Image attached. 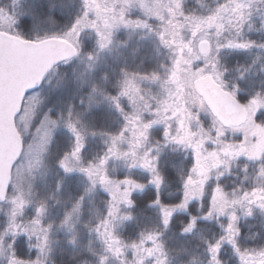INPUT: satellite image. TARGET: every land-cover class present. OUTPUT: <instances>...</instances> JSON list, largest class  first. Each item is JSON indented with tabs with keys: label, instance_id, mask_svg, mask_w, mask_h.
Returning <instances> with one entry per match:
<instances>
[{
	"label": "rangeland",
	"instance_id": "obj_1",
	"mask_svg": "<svg viewBox=\"0 0 264 264\" xmlns=\"http://www.w3.org/2000/svg\"><path fill=\"white\" fill-rule=\"evenodd\" d=\"M185 2L187 1L94 0L93 3V0H82V16L86 22V29L98 34L111 32L112 42L116 35L126 28L138 29V31L148 29L150 33L156 34L159 38H161L160 33H164L166 40L175 41V43L168 44L172 48L174 57L167 80L161 83L159 77L128 76L124 79L122 90L116 97L119 101L121 116L124 119L125 116H135L138 119L135 124H130L125 119V124L117 136L106 137V149L99 158V161L106 158L104 168L108 179L114 183L122 182L119 183L120 192L127 191V199L113 201V197L99 183L95 186L102 193L107 194L109 206L104 219L110 221L109 231L112 234L111 239L106 235L102 236L101 232L104 229L100 225V231L97 232L98 248H94V253L98 255V264H101L102 259L104 264H166L167 252L156 235L149 236V239H153L147 242L126 245L115 234V227L126 218L121 213L127 209L132 192L135 189L143 190L148 185L159 189L162 185L155 181V175H160L159 173H154L149 168L142 166L145 154H147L150 164L154 168L156 166L157 159L153 153L157 149L158 143L155 147H151L149 143L151 141L150 131L154 128H161L162 143L165 146L178 147L183 151H189L192 155L194 166L186 181L190 176L193 179L197 178L198 174L193 172V169L199 162L202 166L200 178L206 176L202 192L209 181L215 188H220L219 191L216 190L211 199L209 211L202 216L205 219L217 220L223 228V236L216 243V245L219 244V249L225 243L232 246L240 264H244L245 259L257 256L255 254L250 257L238 248V220L240 217L252 215L255 211L264 213V209L259 206L258 202L248 203L245 200L244 205L251 208V214H247L245 207H242L241 204H231L221 213L216 211L214 201L219 198L220 194L228 201H232L244 197L246 193L250 195L257 189L264 188V175L261 174L264 165L260 163L264 157V95L250 96L248 92L244 91V89L250 90L255 85V82L251 81L252 78L258 77L261 72L262 77L264 76V66L259 67V54L264 53V35L260 40H251L248 36L256 33L257 30H261L264 34V0H211L212 3L209 8L207 7L204 16H195L184 12ZM18 4L17 0L10 2L12 10H14L10 11V14L2 10L1 8L4 7L0 4V31L18 35L14 32V27L17 24ZM121 13L125 21L140 23H124L119 19ZM106 25L108 26L106 27ZM78 28H73L70 31V38L67 39L76 47L77 42L73 37L78 34ZM203 43H207L206 53L201 51ZM228 50H243V52H249L256 56L252 66H246V69H243L245 72H242L240 76H235V80L231 79V75L228 73L227 62H231V55L226 54ZM249 72L250 74H248ZM57 73V69H51L46 85L53 82ZM208 75L212 76L215 83L224 86L230 93L247 96L245 108L248 118L244 124L228 126L215 117L202 93V81ZM249 79L250 81H248ZM237 82L244 86L243 89L237 86ZM125 88H130L135 103L130 100L129 95H122ZM39 96V91L27 94L22 111L16 118L17 127L24 139V149L13 165L8 197L0 205V213L4 214L8 222L5 228L6 233L0 237V264H31L29 261L23 262L15 256L13 245L17 235L24 234L29 245L35 248L38 256L43 258L46 257L44 251L49 248L50 244L47 229L39 220L40 215L38 214L30 220L26 214L29 208H35L36 197L46 195L45 187L44 193H40L38 188L44 185V179L53 171V169H49L46 160L47 154L58 131L60 132L66 127L64 128L59 118L48 113L39 115ZM51 120H57L58 126L52 128L49 123ZM146 124H150L146 130V138H141V142L137 143L134 130L139 131ZM49 128L52 129L51 143L47 146L46 152L40 153L42 164L35 165L34 157L39 151L41 138ZM112 137H118L115 145H113ZM181 138L184 139L183 145L178 144ZM242 149L244 152L241 154ZM30 160L35 165L31 169L29 168ZM99 161L84 163V166L98 164ZM246 164L251 166L254 171V179L250 188L242 186L236 190H226L223 186H216V182H219L225 175L234 169L245 167ZM120 167L144 168L150 175V181L144 185L136 184L128 179L111 177L110 170H117ZM72 173H78L88 185L90 184L85 173L80 171ZM186 181L182 203L171 207H161L163 214L169 213L167 223L163 216L166 225L175 212L186 211L190 202L201 197V195H186ZM54 189L53 186V191ZM47 193L50 194V191ZM52 195L46 196L47 199L53 197ZM113 204L115 213L113 216H109L108 211ZM233 214L236 216L235 221L231 219ZM55 216L58 217L54 218H61L59 214ZM63 218L64 216L59 224ZM51 219L54 221L53 218ZM229 224L232 225L231 240L229 239ZM66 227L61 225L60 229ZM109 243L112 244L111 249ZM212 257L213 252L211 251L210 259L206 264H219L217 254L216 260H213Z\"/></svg>",
	"mask_w": 264,
	"mask_h": 264
},
{
	"label": "trees",
	"instance_id": "obj_2",
	"mask_svg": "<svg viewBox=\"0 0 264 264\" xmlns=\"http://www.w3.org/2000/svg\"><path fill=\"white\" fill-rule=\"evenodd\" d=\"M12 1L0 0L1 6L4 7L1 9L10 14V11H14L10 6ZM186 1L184 12L195 16H204L207 7L209 8L212 3L211 0ZM17 2H19L17 24L14 32L25 39L35 41L52 37L68 39L70 31L79 27L78 34L73 37L77 42V54L57 64L53 68L58 70L53 82L46 85L47 78L37 90L40 92L38 113L39 115L48 113L59 118L64 128L70 113L73 121L79 116L88 129L85 136L86 146L82 151L83 163H96L106 149L105 138L117 136L125 124L120 111L113 102L105 99V96L117 97L122 90L124 79L128 76L159 77L161 83L167 80L174 57L172 48L148 29L138 31L126 28L116 35L107 48L100 50L99 34L86 29V22L82 16V0H17ZM263 35L261 30H257L248 36L251 40H260ZM226 54L231 55V62H227L230 72H233L237 63L245 61L242 54ZM89 55L96 58L89 59ZM261 55L264 59V53ZM254 60L255 58L249 56L246 62L254 63ZM253 80L256 83L252 90L244 91L250 96L264 95V84L259 85L264 81V76L259 74ZM239 83L237 86L243 89L244 86ZM93 88L97 89L95 93ZM238 96L243 104L247 103L245 94ZM93 131L96 132L95 135L91 134ZM150 140L151 147L158 143L153 155H156L155 169L162 177V185L159 189L148 185L143 190L135 189L132 192V203L121 213L126 218L115 227V234L126 245L147 242L153 239H149V236L156 235L167 252L166 264H206L210 259L211 249L223 236L224 230L217 220L205 219L202 216L209 211L211 199L220 188H215L209 181L201 197L190 202L186 211L175 212L166 225L161 207L182 203L185 194L184 184L194 166V160L189 151L165 146L162 143L161 128L150 131ZM73 141V133L67 127L56 134L46 159L49 169L53 171L44 179V185L38 188L40 193H44L45 187L46 195L36 197L35 208H29L26 214L30 220L39 214V220L47 229L50 244L44 251L46 257L38 256V252L29 245L24 234H20L14 240L13 249L15 256L23 262L98 264V255L94 253V248H98L96 229L108 210L107 194L95 187L94 191L85 195L79 219L74 223L72 230L68 227L60 229L62 224H59V221L66 210L72 207L73 202L89 186L78 173L66 174L57 165L58 158L70 149ZM260 163L264 165V157ZM110 173L113 178L128 179L136 184L145 185L150 181V175L144 168L120 167L117 170L111 169ZM253 175L252 167L246 164L245 167L234 169L225 175L216 182V186H223L226 190H236L242 186L248 189L252 186L250 184L254 179ZM58 182H61L59 190ZM47 191L53 194L49 200L46 197L50 196ZM57 214L61 218H54L58 217L55 216ZM7 224L4 214L0 213V237L6 233ZM238 232L237 245L241 251L250 257L264 252V213L255 211L250 216L240 217ZM217 262L240 264L235 250L226 243L217 252Z\"/></svg>",
	"mask_w": 264,
	"mask_h": 264
},
{
	"label": "water",
	"instance_id": "obj_3",
	"mask_svg": "<svg viewBox=\"0 0 264 264\" xmlns=\"http://www.w3.org/2000/svg\"><path fill=\"white\" fill-rule=\"evenodd\" d=\"M207 50V43H203L201 51ZM76 53V47L63 38L35 41L0 31V202L7 197L12 168L24 146L16 118L27 94L41 87L55 65ZM202 93L223 123L237 126L246 121L248 113L242 103L215 83L212 76L203 79ZM243 152L244 149L240 153Z\"/></svg>",
	"mask_w": 264,
	"mask_h": 264
},
{
	"label": "snow or ice",
	"instance_id": "obj_4",
	"mask_svg": "<svg viewBox=\"0 0 264 264\" xmlns=\"http://www.w3.org/2000/svg\"><path fill=\"white\" fill-rule=\"evenodd\" d=\"M93 3H94V0H93ZM119 19L126 24L140 23V22H134V21H125L122 13ZM107 26L108 25H106V27ZM99 35H100L99 49L103 50L112 43L111 32H100ZM160 37H161V41L164 42L165 44L175 43L174 40L172 41L166 40L164 33H160ZM73 52H75V49H73ZM70 54L72 53H65V55H70ZM95 58L96 57L89 55V59H95ZM96 91L97 89L93 88V93H95ZM122 95H129L130 100H133V103H135L134 97L131 95L130 88H125ZM105 99H108L111 102H113V105L118 110H121L119 101L116 99V97L105 96ZM125 119L128 120L130 124H135L136 119H138V117L125 116ZM49 123L52 125V128H55L56 126H58L57 120H51ZM77 125H80V127L78 128ZM65 126L73 133L74 141L70 149L67 150L61 157L58 158L57 165L61 167L66 174H70L73 171L83 172L87 175L90 181V184L88 187L85 188L84 193L76 201L73 202L72 207L70 209L66 210L64 218L61 221L62 225L67 226L69 230H72L75 221L79 219L81 208H82V203H83L85 195L94 191L97 183H99L104 188V190L107 191L113 197V201H118L120 199H127V191H125L124 193L120 192L119 183H122V182L114 183L108 179L106 172H105V168H104L106 158L101 159L98 164H89L88 166H84L83 158H82V151H83V148L86 146L85 136L88 134V129L86 125H84L83 121L79 118V116H77V119L73 121L71 119V113H70L69 119L65 122ZM149 127H150V124H146V125H143V128L139 131L134 130V135L137 137V143L141 142V138H146V130ZM91 134L95 135L96 132L93 131ZM100 134L103 135L104 133H100ZM51 136H52V129L49 128L45 131L44 136L41 138L39 151L34 157L35 165L42 164L40 153L47 151V146L50 145L51 143ZM117 139L118 137H112L113 145H115V142ZM35 165L33 161L31 160L29 161L30 169ZM142 166L149 168L154 173L156 172V169L150 164V161L147 159V154H145V159H144V163ZM193 172H196L198 175H197V178L195 179H193L190 176L188 180L186 181V195H191V196L202 195L203 182H204V179H206V176L203 178H200L202 174V166L199 164V162H198L197 167L193 169ZM261 174L264 175V169L261 170ZM155 181L157 184L162 183V177L158 174L155 175ZM60 186H61V182H58L57 190H59ZM245 200H247L248 203L258 202L259 206L262 209H264V188L257 189L250 195L246 193L244 197L239 198V199H233L232 201H228L226 198L223 197L222 194H220L219 198L215 199L214 206H215L216 211L223 213L226 210V208L229 207L231 204H241L242 207H245L246 213L251 214V208H247L244 205ZM128 203L131 204L132 201H128ZM114 213H115V205L113 204L109 208L108 215L113 216ZM164 216H165V222L167 223V218L169 216V213L166 212ZM231 219L235 221L236 216L233 214L231 216ZM109 224H110V221L108 219H104L100 221V225H102L104 229V231L101 232V235L102 236L106 235L107 237L111 239L112 234L109 231ZM100 225L97 226V229H96L97 231H100ZM49 227H51V225H49ZM189 227H191V224L189 225ZM228 228H229V239L231 240L232 225L229 224ZM111 247H112V244L109 243V248L111 249ZM218 249H219V244L213 246V248L211 249V251L213 252V257H212L213 260H216V254L218 252ZM101 264H104L103 259L101 260ZM244 264H264V252L258 253L256 257H253L251 259H245Z\"/></svg>",
	"mask_w": 264,
	"mask_h": 264
},
{
	"label": "flooded vegetation",
	"instance_id": "obj_5",
	"mask_svg": "<svg viewBox=\"0 0 264 264\" xmlns=\"http://www.w3.org/2000/svg\"><path fill=\"white\" fill-rule=\"evenodd\" d=\"M226 53H234V55H243L244 56V59H245V61H243L244 63H237V65H236V67L233 69V72H230L229 70H228V73L231 75V79L233 78L234 80L236 79L235 78V76H240V74H242V72H245L243 69H246V66L248 67H250V66H252V63H248V62H246L247 61V58L250 56H252L253 57V59L254 58H256V56H254L252 53H249V52H243V50H238V51H231V50H228V52H226ZM262 53V52H261ZM261 53L259 54L260 56H259V67H262V66H264V59L262 58V55H261ZM238 62H239V60H238ZM246 62V63H245ZM252 71H254V70H252ZM248 74H250V72L248 73ZM260 74H262V72L260 73ZM240 78V77H239ZM238 78V79H239ZM256 78V77H255ZM252 79H254V78H252ZM251 81H254L255 83H256V81L255 80H251ZM238 83V82H237ZM264 84V81H261V84H259V85H263ZM218 85L219 86H221L222 87V89H224L229 95H231V96H234V97H236L239 101H240V99H239V96L238 95H234L233 93H230L227 89H225V87L224 86H222V85H220L219 83H218ZM254 95H257V94H254ZM241 102V101H240ZM242 103V102H241ZM243 104V103H242ZM243 106H244V108H245V104H243ZM246 109V108H245ZM223 123V122H222ZM224 124V123H223ZM226 125V124H225ZM179 144L180 145H183L184 144V142H180V140H179ZM190 148V147H189ZM6 201V200H5ZM4 201V202H5ZM4 202H1L0 203V205L1 204H3Z\"/></svg>",
	"mask_w": 264,
	"mask_h": 264
}]
</instances>
